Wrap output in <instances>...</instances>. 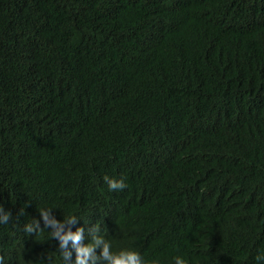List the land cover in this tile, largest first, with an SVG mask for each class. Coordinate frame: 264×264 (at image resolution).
Instances as JSON below:
<instances>
[{
    "label": "trees",
    "instance_id": "16d2710c",
    "mask_svg": "<svg viewBox=\"0 0 264 264\" xmlns=\"http://www.w3.org/2000/svg\"><path fill=\"white\" fill-rule=\"evenodd\" d=\"M0 167L3 264H65L40 208L159 264H260L264 0H0Z\"/></svg>",
    "mask_w": 264,
    "mask_h": 264
},
{
    "label": "clouds",
    "instance_id": "9594fccd",
    "mask_svg": "<svg viewBox=\"0 0 264 264\" xmlns=\"http://www.w3.org/2000/svg\"><path fill=\"white\" fill-rule=\"evenodd\" d=\"M105 184L110 191L122 190L127 185L123 177H111L105 175L103 177ZM39 219H35L30 223H25L24 231L26 234L41 233V221H43L44 228L49 229V235L58 240V247L61 250V256L65 264H159L156 259L147 260L141 253L131 247H121L113 250L110 242L104 238L103 235L98 234L99 229L94 225L88 230L90 239L85 241V229L82 226H77L75 230L71 228L64 229L63 223H73L76 220L75 215H68L63 217V220H57L50 215V209H38ZM12 213L0 206V223H7ZM71 242L72 248L68 247ZM72 249L75 250L74 258L72 256ZM99 249V251H97ZM255 260L264 264V250H258ZM0 264H3V259L0 258ZM170 264H188V260L179 255L171 257Z\"/></svg>",
    "mask_w": 264,
    "mask_h": 264
},
{
    "label": "bare ground",
    "instance_id": "6f19581e",
    "mask_svg": "<svg viewBox=\"0 0 264 264\" xmlns=\"http://www.w3.org/2000/svg\"><path fill=\"white\" fill-rule=\"evenodd\" d=\"M1 168V167H0ZM3 169H5L4 168V166L2 167ZM2 171V170H1ZM5 171V170H4ZM3 173V172H2ZM5 174H6V172H4ZM1 176V175H0ZM3 179H5V178H3ZM0 181H2V180H0ZM9 183V182H8ZM1 184H2V182H1ZM14 187V186H13ZM13 189V188H12Z\"/></svg>",
    "mask_w": 264,
    "mask_h": 264
}]
</instances>
